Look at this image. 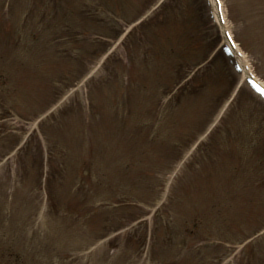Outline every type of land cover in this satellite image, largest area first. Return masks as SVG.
Masks as SVG:
<instances>
[{
    "label": "rangeland",
    "instance_id": "374dc122",
    "mask_svg": "<svg viewBox=\"0 0 264 264\" xmlns=\"http://www.w3.org/2000/svg\"><path fill=\"white\" fill-rule=\"evenodd\" d=\"M85 1L0 0V51L10 47V54L0 55V73L4 68L18 75L38 72L45 61L65 73L58 78L64 86L75 78L71 87L79 82L68 73L82 75L84 69L66 61L71 52L67 49H80L93 73L100 69L101 74L90 85L100 116H88L92 104L81 82L60 102L71 104L73 112L60 117L58 128L55 124L49 134L54 148L50 188L62 209L59 215L48 210L33 174L0 161V264H264V102L250 95L245 87L249 78L240 74L243 89L220 126L226 142L218 144L216 158L208 154L201 170L200 163L193 171L182 170L193 150L176 166L175 161L207 123L219 120V98L230 80L216 63L199 96L179 93L178 102L172 96L167 102L166 91H173L211 45L199 31L200 42L192 40L182 23L170 17L178 12L177 5L188 10L180 1L168 6L169 14L136 33L131 56L130 45L103 40L114 38L107 37L111 35L105 27L92 23L84 12ZM103 1L121 4L123 15L135 20L155 0ZM214 1L216 10L212 0L208 3L216 21L233 40L235 35L242 63L264 84V0ZM83 22L92 24L87 33L80 30ZM44 23L48 29L40 40H31L30 33ZM62 25L74 28L65 43L54 36ZM79 30L83 41L76 37ZM8 33L14 36L12 42ZM19 42L23 43L18 47ZM104 45L115 51L108 69L98 62ZM38 74L35 81L30 74L26 82L22 79L9 97L10 87L0 86L5 94L0 96L3 117L11 102L24 112L38 107L36 100L46 106L66 91L60 88L52 98L48 91L39 93ZM151 119L160 127L146 135L149 131L139 125ZM22 128L31 132L37 124ZM60 144L67 146L64 159ZM4 148L2 144L0 156ZM91 174L100 177L98 185L90 181Z\"/></svg>",
    "mask_w": 264,
    "mask_h": 264
},
{
    "label": "trees",
    "instance_id": "16d2710c",
    "mask_svg": "<svg viewBox=\"0 0 264 264\" xmlns=\"http://www.w3.org/2000/svg\"><path fill=\"white\" fill-rule=\"evenodd\" d=\"M85 7H84V12L90 17L92 18L94 21L92 22L93 24L97 25V27L103 28L105 27L106 31H108L110 33L111 36H107L109 38H116L118 37V35L120 34L119 29L116 27V25H114L113 21L110 20L108 21V23H112L113 25L108 24L100 15H99V11H100V6H102L104 9L111 11L114 15V18H120V19H124L127 23H131L133 21H135L132 18L127 17L126 15H123V10H122V6L121 4H110L108 5L107 3H105V1L103 0H88L85 1ZM188 3V0H186V4ZM190 5V4H189ZM181 7V6H180ZM191 8H194L190 5ZM181 9V8H180ZM170 17L174 20H177L179 22L182 23V28L186 30V32L188 33V36H190V38L192 40H195L194 37H192L191 35V31L194 32L196 31V27H195V23H194V19L191 16V14L189 13V11L187 9H181L179 12V16H174V14H170ZM113 18V20H114ZM160 18V17H159ZM158 19V18H157ZM157 19H155L154 21H151V23L155 22ZM169 19V18H168ZM147 24L148 26L151 24ZM194 23V27L192 28V25ZM118 24V23H116ZM119 25V24H118ZM147 25H145L144 27H146ZM92 24L91 22L85 24L83 22V25L80 27V30H84L85 33H87L88 29H91ZM95 27V26H94ZM143 27V28H144ZM48 29V25L44 23V26H40V28H38V30L36 31H32L30 33V39L33 41H39L40 40V36H41V32L43 30H47ZM79 30V31H80ZM9 31V30H8ZM74 33V28L72 26L69 25H62V26H58L55 30H54V36L58 35V42L59 43H65L66 41L69 40V36L72 35ZM9 36H11V42L14 39L13 34L8 33ZM82 31H80V33H78V35L76 37H78V39L80 41L84 40ZM143 34H139V36H141ZM138 36V37H139ZM136 40V31L131 33L128 37V40L126 41V47H128L130 45V43L132 41ZM73 41V40H72ZM98 41V45H100V41ZM74 44H77V42H75ZM137 43L135 42L134 45H136ZM11 45V44H10ZM20 44H17V46H19ZM61 44H57V46L59 47ZM133 45V44H132ZM191 45V48H194V44H191L189 42V46ZM10 48V47H9ZM3 51H0V55L1 54H10V52H7V49ZM130 49V55L133 56L135 53L134 48H131V45L129 47ZM104 50V48L100 49V51L102 52ZM67 51H71L70 54H68V56L66 57V61H68L69 64H71V61L74 62V64H76L77 66H80L81 64L83 65V69H86V63H88L85 58L84 55L82 54V52L80 51V49H74V50H70L67 49ZM101 52L98 54V56L101 54ZM83 57V58H82ZM200 59V60H199ZM204 59V57H199L195 62H193V66L198 65L200 62H202ZM42 67H37L39 69L38 72H35L33 70L26 71V73L24 74H16L17 72H15L14 70L12 71L11 69H7L2 70V72L0 73V86L3 88H6V86L8 85L10 88L6 89V94L8 95H12L13 94V88L12 87H19L21 84L22 79H30V77H33V80L35 81V77H39V72L41 74V81L40 83L36 86L38 89L39 93H44L46 91H48L49 93H51V98L52 96L55 94H57V86L53 85V80L58 79L59 77H61L60 79H62L65 75V73L61 72V71H56L55 65H53V63L50 65L48 63H46L45 61H42ZM180 63L183 64V59H180ZM47 66H52L51 70H49L47 68ZM176 67V65H175ZM43 69L46 70V72L48 73V76L43 72ZM119 68H117L116 70H118ZM176 69H178L176 67ZM206 70H204L205 72ZM206 71L205 73H201L200 77L197 76L194 77L196 79H192L189 83H187L184 88L179 92L182 95L186 96L187 94L193 95V96H199L200 94H202V91L205 90L206 84H207V80H208V75H207ZM31 76H30V75ZM76 75V77L78 78L80 75L79 73H77L75 70L71 73H68ZM66 74V75H68ZM63 75V76H62ZM38 78H36L37 81ZM58 79V80H60ZM75 78H70L69 82H71L72 80H74ZM181 80V78H180ZM179 81H177L176 84H178ZM43 81V82H42ZM51 82V85H50ZM68 82V83H69ZM126 88H129L126 87ZM168 92V91H166ZM0 96H5L4 92L1 91L0 88ZM94 97V96H93ZM176 99H179V96H176ZM51 99L49 101V103L44 106L43 104L39 106V101L36 100L35 104H37L38 107H28V110H24V112H20L16 109V105H14L12 102L11 104L7 106L6 111L9 114H16L19 117L22 118H26V119H33L38 117V115L44 111L46 109V107L51 103ZM176 102V101H175ZM93 107V106H92ZM34 111V112H33ZM155 111V109H154ZM153 111V112H154ZM92 112H93V118H97L100 115V111L98 108L93 107L92 108ZM66 116V115H64ZM3 131L0 132V147L2 146V144H5V150L4 152L1 154L0 157L5 156L6 154L10 153L11 151H13V149L16 148V146L18 145L20 139L18 137V135H16V133L13 132V130L11 129H2ZM150 134V133H149ZM147 135V134H146ZM50 139V142H52L53 139ZM61 145V144H60ZM59 145V148H60ZM41 146H40V138L39 135L37 133L33 134L31 136V139L29 140L28 144L25 146L24 149L18 151L17 156H16V160L18 163V166L20 167V169L24 170L27 174H33L35 176L36 179H38L39 174H40V169H41V159H42V154H38V152L40 153ZM38 151V152H37ZM95 151V150H94ZM164 163V162H162Z\"/></svg>",
    "mask_w": 264,
    "mask_h": 264
},
{
    "label": "bare ground",
    "instance_id": "6f19581e",
    "mask_svg": "<svg viewBox=\"0 0 264 264\" xmlns=\"http://www.w3.org/2000/svg\"><path fill=\"white\" fill-rule=\"evenodd\" d=\"M214 1V0H213ZM233 52L237 55V56H239V58H240V60L242 61L243 60V56H242V54H241V52H240V50L237 48V47H233ZM243 67H244V72L245 73H248V69H247V67L243 64Z\"/></svg>",
    "mask_w": 264,
    "mask_h": 264
},
{
    "label": "snow or ice",
    "instance_id": "6c2138e0",
    "mask_svg": "<svg viewBox=\"0 0 264 264\" xmlns=\"http://www.w3.org/2000/svg\"><path fill=\"white\" fill-rule=\"evenodd\" d=\"M258 90L261 91V94H264V89H258Z\"/></svg>",
    "mask_w": 264,
    "mask_h": 264
}]
</instances>
